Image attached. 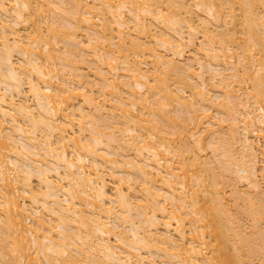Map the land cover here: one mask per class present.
<instances>
[{
    "label": "bare ground",
    "instance_id": "bare-ground-1",
    "mask_svg": "<svg viewBox=\"0 0 264 264\" xmlns=\"http://www.w3.org/2000/svg\"><path fill=\"white\" fill-rule=\"evenodd\" d=\"M260 178L264 0H0V264H264Z\"/></svg>",
    "mask_w": 264,
    "mask_h": 264
},
{
    "label": "rangeland",
    "instance_id": "rangeland-1",
    "mask_svg": "<svg viewBox=\"0 0 264 264\" xmlns=\"http://www.w3.org/2000/svg\"><path fill=\"white\" fill-rule=\"evenodd\" d=\"M62 44H63V43H62ZM187 53H189V51H188ZM187 53H186V55H187ZM71 57H72V56H71ZM168 108H169V107H168ZM169 109L171 110V115L175 116L174 110L176 109V106H173V105H172ZM256 138H257V137H256ZM256 144L259 145V146H261V145L263 144V139H262V138H261V139L257 138V139H256ZM203 152H204V153H205V152H208V149H207V151H203ZM203 152H202V153H203ZM259 161H260V157H259ZM260 163H261V161H260ZM258 173H259V172H258ZM260 179H261V180H260L261 183L264 184V179H263V178H260ZM262 181H263V182H262ZM238 186L241 187V186H243V184H240V185H238ZM226 188H227V187H226ZM226 191L228 192V193H227V192H226V193L229 194V188H228V190L226 189ZM226 193H225V195H227ZM228 196H229V195H228ZM242 217L245 218L244 216H242ZM243 220H246V221L249 222V220H247L246 218L243 219ZM246 221H245V222H246ZM248 222H246V223H248Z\"/></svg>",
    "mask_w": 264,
    "mask_h": 264
}]
</instances>
